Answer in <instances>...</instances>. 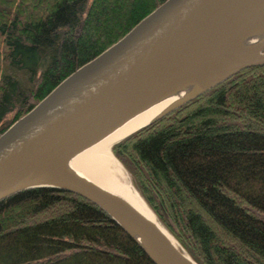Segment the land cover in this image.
<instances>
[{"label":"trees","instance_id":"obj_1","mask_svg":"<svg viewBox=\"0 0 264 264\" xmlns=\"http://www.w3.org/2000/svg\"><path fill=\"white\" fill-rule=\"evenodd\" d=\"M164 0H0V135ZM197 264H264V65L111 147ZM0 264H155L98 205L53 187L0 200Z\"/></svg>","mask_w":264,"mask_h":264},{"label":"water","instance_id":"obj_2","mask_svg":"<svg viewBox=\"0 0 264 264\" xmlns=\"http://www.w3.org/2000/svg\"><path fill=\"white\" fill-rule=\"evenodd\" d=\"M263 3L164 0L118 41L60 81L0 135V200L34 187L78 194L102 208L155 264H169L164 251L168 240L155 222L120 198L112 199L55 168L162 94L205 56L228 26ZM260 51L264 55V44ZM256 65H264V57L228 69L131 133L239 70ZM139 237L147 240L146 245Z\"/></svg>","mask_w":264,"mask_h":264},{"label":"bare ground","instance_id":"obj_3","mask_svg":"<svg viewBox=\"0 0 264 264\" xmlns=\"http://www.w3.org/2000/svg\"><path fill=\"white\" fill-rule=\"evenodd\" d=\"M264 44V3L243 19L228 26L190 71L174 82L162 94L133 112L97 139L70 154L55 168L90 188L99 190L112 199L120 198L141 215L155 222L168 240L164 251L169 264H196L183 253L172 235L157 219L136 189L123 176L111 152L114 143L151 119L157 117L195 90L203 89L228 69L262 59ZM146 245L147 240L139 237Z\"/></svg>","mask_w":264,"mask_h":264},{"label":"rangeland","instance_id":"obj_4","mask_svg":"<svg viewBox=\"0 0 264 264\" xmlns=\"http://www.w3.org/2000/svg\"><path fill=\"white\" fill-rule=\"evenodd\" d=\"M210 89V88H209ZM208 90V89H207ZM205 92V91H204ZM114 156V155H113ZM115 158V161L116 163L118 164V166L121 168L122 172H123V176H124V179L129 183L131 184L134 188V184H133V181H132V177L130 175V173L123 167V165L119 162V160H117V158L114 156ZM136 189V188H135ZM137 191V190H136ZM138 192V191H137ZM139 194V193H138ZM140 195V194H139ZM141 196V195H140ZM142 198V197H141ZM143 199V198H142ZM144 200V199H143ZM145 202V201H144ZM168 231V230H167ZM170 233V232H169ZM171 234V233H170ZM173 237V236H172ZM175 243L180 247V249H182L186 254L187 252L179 245V243L177 242V240L173 237ZM188 255V254H187ZM190 257V256H189ZM195 262V261H194ZM196 263V262H195ZM197 264V263H196Z\"/></svg>","mask_w":264,"mask_h":264}]
</instances>
